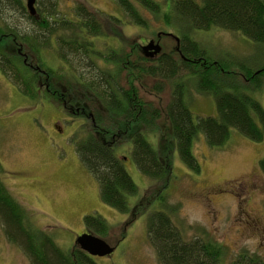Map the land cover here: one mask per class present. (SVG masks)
<instances>
[{
  "label": "trees",
  "instance_id": "obj_1",
  "mask_svg": "<svg viewBox=\"0 0 264 264\" xmlns=\"http://www.w3.org/2000/svg\"><path fill=\"white\" fill-rule=\"evenodd\" d=\"M114 2L120 16L91 11L84 4H75L67 15V11L60 10L59 0H36V14L31 16L25 1L0 0V72L29 99L40 97L36 84L46 79L51 93H44L43 98L46 95L66 115L86 120L82 137L76 142L77 155L97 180L101 201L129 215L121 225L113 245L116 247L129 224L148 208L151 190L146 189V194L128 207L126 197L135 195L137 187L124 169L123 160L115 155L118 143L114 138L122 137L127 142L137 170L156 183L160 205L165 204L163 189L168 186L173 153L186 169L200 172L193 153L199 135L215 149L226 146L232 129L257 143L264 139V110L244 92L251 86L260 89L264 62L257 70L240 64L243 73L237 76L244 80L240 85L236 74L227 71L229 62L211 58L196 39L197 31L206 33L217 28L241 33L258 48H264V0ZM5 9L17 10L30 22L28 28L7 24L2 17ZM121 20L140 26L144 34H154L151 29L156 24L170 29L175 40L173 50L164 52L156 34L153 40L158 41L161 51L152 60L145 58L142 47L146 38L125 36ZM166 34L161 33L160 38ZM108 37L114 39L112 46L100 41ZM98 43L104 44V50L98 48ZM48 49H53L60 65L47 66L43 62L41 52ZM24 51L31 55L29 62L20 57ZM228 76L234 77L232 82H228ZM146 80L152 81L149 91L155 96L163 92L165 84L169 85L170 97L163 108L140 96L141 87L147 89ZM63 91L66 102L60 96ZM194 93L213 97L216 116H196L194 121L188 108ZM151 136H157L156 143ZM258 168L264 174V158L259 160ZM168 208L167 213L152 212L147 218V238L159 264H264V256L245 250L227 260L228 250L206 235L186 240L172 222L177 208ZM0 228L5 240L19 247L30 264H96L76 244L64 251L46 232L36 230L23 206L1 181ZM109 230L100 216H85L82 232L105 238Z\"/></svg>",
  "mask_w": 264,
  "mask_h": 264
},
{
  "label": "rangeland",
  "instance_id": "obj_2",
  "mask_svg": "<svg viewBox=\"0 0 264 264\" xmlns=\"http://www.w3.org/2000/svg\"><path fill=\"white\" fill-rule=\"evenodd\" d=\"M59 1L60 10L67 11V15L72 13L71 7L75 4H84L91 11L106 16L121 15L114 0ZM2 17L11 27L17 25L19 29L28 28L30 23L15 9L3 10ZM121 23L123 34L139 36L137 40L144 37L146 41L156 40V34L167 33L159 37L160 46L167 53L173 50L174 34L163 25H153L154 34L146 31L144 34L142 28L131 21L121 20ZM197 32L199 37L195 38L204 51L218 61H228L227 71L236 76L243 73L240 64L257 70L264 62V48H258L241 33L217 28L206 33ZM202 34L204 37L200 36ZM100 41L107 46L114 44L110 37ZM104 44L98 43V48L104 50ZM26 53L24 51L20 57L29 62L31 55ZM41 53L47 66L60 65L53 49ZM233 78L228 76V82ZM235 79L240 85L244 83L241 77ZM151 82L145 81L147 89L141 87L140 96L145 101L159 104L161 109L169 100V85L165 84L163 92L155 96L149 91ZM260 86L258 90L251 86L244 92L255 98L264 110V75ZM225 89L231 91V88ZM189 99L192 104L188 108L194 121L196 116H216L212 96L201 97L194 93ZM86 123L83 118L69 117L46 99H29L22 95L0 72V181L23 206L31 225L46 232L64 251L75 244L76 237L84 230L87 215H98L107 222L109 234L102 239L110 246L119 238L121 225L129 220L128 214L101 201L97 180L77 155L76 142L82 137ZM121 138H114L118 143L115 155L123 160L124 169L137 187L135 195L126 197L128 207L132 208L146 194L144 192L151 190L148 208L129 224L124 239L110 256L93 257L96 264H159L147 238V218L152 212L167 213L168 206L177 208L171 216L172 222L186 240L209 236L228 250L227 260L240 250L264 256V174L258 168L259 160L264 158V139L257 143L232 129L226 146L215 149L199 135L193 153L200 172L194 174L186 169L173 153L168 186L163 189L165 204L160 205L156 198V183L137 170L127 142ZM151 138L156 143L157 136ZM0 264H30L19 247L5 240L1 228Z\"/></svg>",
  "mask_w": 264,
  "mask_h": 264
},
{
  "label": "water",
  "instance_id": "obj_3",
  "mask_svg": "<svg viewBox=\"0 0 264 264\" xmlns=\"http://www.w3.org/2000/svg\"><path fill=\"white\" fill-rule=\"evenodd\" d=\"M35 1L36 0H25L26 9L31 16H35ZM161 34H157L159 38ZM177 40V39H176ZM144 57H152L153 55H158L161 51L158 41L155 42L153 39H150L148 44L142 47ZM75 244L79 247L80 250L87 253L91 257H106L110 256L115 247L110 246L102 238L95 236L91 233H82L79 234L75 239Z\"/></svg>",
  "mask_w": 264,
  "mask_h": 264
},
{
  "label": "flooded vegetation",
  "instance_id": "obj_4",
  "mask_svg": "<svg viewBox=\"0 0 264 264\" xmlns=\"http://www.w3.org/2000/svg\"><path fill=\"white\" fill-rule=\"evenodd\" d=\"M149 39L145 42V45L148 43ZM144 56V55H143ZM147 59H154L156 58V55H153L152 57H145ZM30 67V66H29ZM33 71V70H32ZM38 73L42 76H44V72L42 71H38ZM36 87L39 89V95H40V98H43V94L45 93L47 95V93H51V89H50V84L47 82V80L45 79L44 81H41L39 80V82L36 84ZM146 90V89H145ZM43 98V99H46L48 102H50V100L47 99V97ZM61 98L64 99V101L66 102V92L63 91L61 94H60ZM152 102V101H150ZM52 103V102H50ZM154 103V102H153ZM54 105V104H53ZM156 105H159V104H156ZM59 107V106H58ZM61 108V107H60ZM62 109V108H61ZM63 110V109H62ZM65 113V112H64ZM70 117V116H69ZM88 118L90 119V116L88 115ZM85 120V119H84ZM90 121L93 123L92 119H90ZM84 233V232H82ZM80 233V234H82Z\"/></svg>",
  "mask_w": 264,
  "mask_h": 264
}]
</instances>
